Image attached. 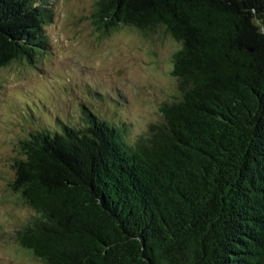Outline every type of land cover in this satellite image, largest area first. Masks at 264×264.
<instances>
[{
  "label": "trees",
  "instance_id": "16d2710c",
  "mask_svg": "<svg viewBox=\"0 0 264 264\" xmlns=\"http://www.w3.org/2000/svg\"><path fill=\"white\" fill-rule=\"evenodd\" d=\"M97 6L100 29L177 41L183 88L137 136L83 105L30 132L13 166L35 212L20 243L43 264H264V0ZM51 7L0 0V70L50 49Z\"/></svg>",
  "mask_w": 264,
  "mask_h": 264
},
{
  "label": "rangeland",
  "instance_id": "374dc122",
  "mask_svg": "<svg viewBox=\"0 0 264 264\" xmlns=\"http://www.w3.org/2000/svg\"><path fill=\"white\" fill-rule=\"evenodd\" d=\"M49 1L50 49L32 64L0 70V264H43L19 241L35 212L13 190L14 161L30 132L54 116L76 119L83 105L129 122L137 136L162 121L161 108L183 88L172 75L180 45L162 28L120 24L106 31L94 15L99 0Z\"/></svg>",
  "mask_w": 264,
  "mask_h": 264
}]
</instances>
